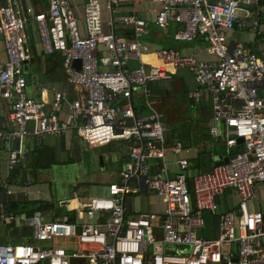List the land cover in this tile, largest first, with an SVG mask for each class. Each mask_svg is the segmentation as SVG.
<instances>
[{
	"label": "built area",
	"instance_id": "1",
	"mask_svg": "<svg viewBox=\"0 0 264 264\" xmlns=\"http://www.w3.org/2000/svg\"><path fill=\"white\" fill-rule=\"evenodd\" d=\"M139 1L87 0L79 18L70 0H48L39 11L31 6L22 9L20 0H0L4 54L0 99L6 102L12 127L0 132V140L20 143L30 136H64L74 126L90 146L124 142L130 159L118 181L108 185L106 196L79 202V223L68 218L47 222L33 218V240L47 245L0 243V264H72L76 260L85 264H264V212L253 206V202L264 205V96L258 92L264 88V51L253 44L227 42L229 31L260 33L261 0H151L159 5L154 22L160 30L166 31L169 21L178 24L174 38L189 42L203 38L211 58L172 49H156L154 55L164 66L188 69L210 94L211 120L223 124L221 131L211 126L210 134L222 140L227 154L237 138L244 139L243 149L226 163L193 176L191 190L188 161L178 160L174 172L168 166L167 154L179 153L181 146L169 145L164 115L149 100L147 86L168 75L164 68L142 63V57L152 52L144 41L148 22L121 15L119 22L131 30L128 39L103 29L104 10L111 27L119 6ZM28 22L35 24L43 52L60 54L67 83L85 92L84 99L71 103L72 125L57 114L62 93H55L51 112L26 93L22 66L30 60L25 49ZM130 59L139 65L129 69ZM135 91L142 94L149 111L146 116L135 113ZM199 97L198 90L188 93L195 104ZM23 157L20 148L10 150L8 171ZM8 182L1 187L9 195ZM144 188L154 192L163 211L126 216L127 198ZM227 189L238 197L236 213L218 212L217 198ZM205 212L217 217L213 240L197 235ZM162 245L177 251L164 253ZM232 245L237 246L236 253L229 250Z\"/></svg>",
	"mask_w": 264,
	"mask_h": 264
},
{
	"label": "crops",
	"instance_id": "2",
	"mask_svg": "<svg viewBox=\"0 0 264 264\" xmlns=\"http://www.w3.org/2000/svg\"><path fill=\"white\" fill-rule=\"evenodd\" d=\"M47 1L20 0V7L24 9L31 6L35 11L44 10ZM70 1L76 16L81 18L83 6L87 0ZM137 5L119 6L111 27L108 25L109 14L104 10L103 29L104 31L112 30L117 36L128 39L131 30L119 22L121 15H128V12H132V15L148 22L149 34L144 41L152 52L142 57V63L146 67L152 65L164 68L168 75L167 79L152 82L147 86L149 100L154 108L164 115L165 137L169 145L179 144L181 146L179 153L169 152L167 154L168 166L174 172L178 160L186 159L188 161L186 175L191 190V178L200 173V156L208 154L212 157L221 156L223 158L222 155L215 153V147L223 145L225 148L224 143L220 138H213L210 134L211 126L214 125L218 131H221L223 124L222 122L216 124L212 122L211 96L203 86L195 81L192 72L188 69H173L164 66L154 55L153 50L172 49L182 55H194L205 60L211 58L206 54L208 42L203 38H197L190 42L176 40L174 34L179 29L178 24L169 21L167 30L162 31L154 22L157 13L155 6L148 2L146 5L139 4V9H137L135 8ZM227 42L231 46L236 43L253 44L258 50L264 51V24H261L260 33L256 36L237 30L229 31L227 32ZM25 49L30 55V60L22 66L23 76L26 79L27 95L35 101L43 103L45 111L51 112L53 111L55 93H62L63 97L57 114L61 120L72 125L73 121L69 116L71 103L76 99H84V90L67 83L59 53L45 54L43 52L36 26L32 22L27 23ZM99 51L102 53V50ZM0 59H4L1 44ZM138 65L139 61L136 59L128 61L129 69H134ZM263 89H258L260 95H262ZM196 90L200 91L197 104L188 98V93ZM150 91L153 93L151 94L152 98L150 97ZM134 99H139L143 103L140 107H135L133 103L135 113L139 116L148 115L149 111L145 106L142 94L135 91L132 101ZM81 123L79 120L75 122L78 126ZM11 128L6 102L0 99V132H8ZM79 144L96 153V156H98V169L101 171L105 170V163L100 155L101 150H98V148L105 149L109 163L117 166L118 175L116 180L107 182L98 178L87 182L88 193L86 195L82 191L79 193L77 182H72L70 190L65 196H57L50 190V181H41L43 185L39 186L36 185L34 179L30 178L27 163L31 166L35 164L40 168L53 166L57 163H69L71 157L76 154ZM237 145H242L241 151L243 144L237 143ZM237 145L226 154L233 156L240 152L236 149ZM17 148L24 152V157L15 168L17 170L16 174H13L12 171L10 172L7 169V156L10 150ZM127 152L124 142L121 141L103 146H90L80 138L78 129L74 126L64 136H30L20 143L0 140V243L47 245L33 240L34 228L31 220L35 217H38L41 222L68 218L71 222L79 223L81 221L77 212L79 202L90 197H104L107 195L108 185L118 181L120 172L125 164L130 161ZM100 157L103 160L102 166L99 162ZM154 162L152 161V163ZM155 166H152L153 170ZM89 174L96 175V171L90 170ZM5 180L9 181L8 184L12 189V194L8 195L1 187V183ZM10 203H15V212L8 211ZM237 204L238 197L232 189H227L217 198L218 212L230 211L236 213ZM261 204L262 202H258L257 207L264 212V206L262 210ZM125 206L126 216L129 217L136 215L138 212L161 213L164 209V205L154 192L145 188L141 192L129 196ZM203 218L204 226L197 230V235L208 240L215 239L218 232L216 215L205 212ZM154 233L155 237L160 240V231L156 229ZM236 248V245H232L229 250L236 253ZM162 250L164 253H176L177 248L162 245ZM72 264H85V262L76 260Z\"/></svg>",
	"mask_w": 264,
	"mask_h": 264
},
{
	"label": "rangeland",
	"instance_id": "3",
	"mask_svg": "<svg viewBox=\"0 0 264 264\" xmlns=\"http://www.w3.org/2000/svg\"><path fill=\"white\" fill-rule=\"evenodd\" d=\"M151 0H140L135 8L139 9L141 4L146 5ZM155 6V10L159 9V5L151 2ZM140 4V5H139ZM124 7H129L131 5L124 4ZM131 8V7H130ZM133 13H129L128 15H132ZM262 96H264V89L262 90ZM135 107H140L143 105L142 101L139 99H134L133 101ZM165 123V122H164ZM101 150V156L104 159L105 170L101 171L98 169V156L96 153L90 149L85 148L82 144H79V148L76 150V154L71 157L69 163L65 164H54L53 166L48 167H38L29 165L27 163V169L30 172V178L36 181V185L42 186L41 181H50V190L56 194L57 196H65L70 190V184L72 182L78 183V191L83 192L86 195L88 192V187H86L87 182L92 180H97L98 178L107 182H111L116 180L118 175L117 166L109 163L107 160V154L105 149L98 148ZM233 152V150H232ZM215 153L218 155H222L223 159L229 160L231 157L227 155L225 152V148L223 145H217L215 147ZM95 158V159H94ZM93 168V169H92ZM90 170L96 171V175L89 174ZM97 177V178H96ZM189 187V185H188ZM137 197V196H133ZM263 204H261V209L263 210ZM225 248H223V252H225Z\"/></svg>",
	"mask_w": 264,
	"mask_h": 264
},
{
	"label": "water",
	"instance_id": "4",
	"mask_svg": "<svg viewBox=\"0 0 264 264\" xmlns=\"http://www.w3.org/2000/svg\"><path fill=\"white\" fill-rule=\"evenodd\" d=\"M79 61L74 62V67L76 69H79ZM152 91H150V97H151ZM152 98V97H151ZM236 142L238 144H243L244 139L243 138H237ZM200 173H208L211 171V169L215 166L221 165L223 163H226L228 160H224L221 156L212 157L211 155L204 154L200 156ZM100 166L103 165V160L100 157L99 158ZM253 206L255 210H258L257 204L253 202ZM236 261V259L233 260V263ZM225 264V263H221Z\"/></svg>",
	"mask_w": 264,
	"mask_h": 264
},
{
	"label": "trees",
	"instance_id": "5",
	"mask_svg": "<svg viewBox=\"0 0 264 264\" xmlns=\"http://www.w3.org/2000/svg\"><path fill=\"white\" fill-rule=\"evenodd\" d=\"M260 6L261 8L263 9V11L259 14V23L260 24H264V0H261L260 2ZM242 148V145H237L236 149L237 151H240V149ZM16 169H14L12 172L13 174H16ZM14 206H15V203H10L9 206H8V211L9 212H15L14 210Z\"/></svg>",
	"mask_w": 264,
	"mask_h": 264
}]
</instances>
